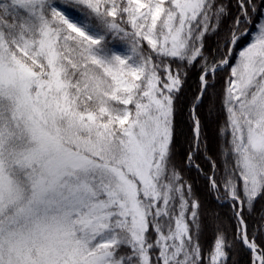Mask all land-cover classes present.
<instances>
[{"label":"snow or ice","instance_id":"snow-or-ice-1","mask_svg":"<svg viewBox=\"0 0 264 264\" xmlns=\"http://www.w3.org/2000/svg\"><path fill=\"white\" fill-rule=\"evenodd\" d=\"M261 201L264 0H0V264H264Z\"/></svg>","mask_w":264,"mask_h":264},{"label":"trees","instance_id":"trees-1","mask_svg":"<svg viewBox=\"0 0 264 264\" xmlns=\"http://www.w3.org/2000/svg\"><path fill=\"white\" fill-rule=\"evenodd\" d=\"M211 42L212 41L210 40L209 43ZM112 46L116 48H122L121 42L119 41L115 42V44ZM221 87H222V83H218L216 91L219 92ZM196 89H197V80H196V75L193 73L190 75V78L187 81V84L185 85V92L181 105L183 110L177 116L179 132H180V135L178 136V142L176 148V158L178 161L184 160L185 153L188 149L187 141H189L191 138V131H190L191 121L189 119L188 109L191 106L192 96L193 93L196 91ZM200 111L202 117L206 118L209 121L205 129V132L209 138L210 144L214 147L215 114H213L212 117L208 116L207 101L205 102V105L200 109ZM198 163L201 164V167L204 168L205 171L208 170L209 165L205 160H203V158H201L198 161ZM185 175L187 178H189L192 181L194 188L200 194L201 199L205 201L206 206L210 207L211 209L219 213L221 220L223 221V224L229 228L231 234L233 221L231 219L232 213L230 208L226 205L219 206L216 203L215 199L213 198V195L208 191L207 180L204 175H201L194 168L190 171L186 170ZM262 209H264V201H261L256 205L257 213L260 212ZM256 222H257V216L256 214H254L253 217L249 219V224L251 226H254ZM214 226H215V222L212 220H208L205 223L201 239H202V243H204L206 247L210 246L213 240ZM233 261L234 264H250V254L245 249L237 248L233 252Z\"/></svg>","mask_w":264,"mask_h":264}]
</instances>
